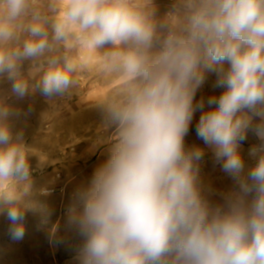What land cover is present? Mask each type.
I'll list each match as a JSON object with an SVG mask.
<instances>
[{
	"label": "clouds",
	"instance_id": "obj_1",
	"mask_svg": "<svg viewBox=\"0 0 264 264\" xmlns=\"http://www.w3.org/2000/svg\"><path fill=\"white\" fill-rule=\"evenodd\" d=\"M207 73L223 91L197 101ZM81 76L108 86L92 100L111 136L67 209L79 264H264V0H174L162 17L153 0H0L12 94L51 102ZM197 111V138L233 181L220 202L199 180L205 149L185 143ZM21 115L0 99V215L13 239L31 212L60 243L13 132ZM249 133L260 143L246 164Z\"/></svg>",
	"mask_w": 264,
	"mask_h": 264
},
{
	"label": "rangeland",
	"instance_id": "obj_2",
	"mask_svg": "<svg viewBox=\"0 0 264 264\" xmlns=\"http://www.w3.org/2000/svg\"><path fill=\"white\" fill-rule=\"evenodd\" d=\"M173 3L174 0H162L154 6L168 12ZM28 64V61L24 62L25 69ZM80 80L81 87L71 96L56 98L51 102L39 92L30 91L22 98L17 97L11 93L8 83L0 82V99L10 109L26 113L13 120V132L23 133L24 142L31 149L29 156L39 152L34 146H41L40 160L37 161L39 165L30 169L31 177L32 180H43L40 189H46L49 194L42 201L52 209L51 219L57 225V239L62 241L55 243L50 240L47 230L37 227L39 218L33 213L26 214L22 239H13L8 231V223L4 221L3 225L0 223V264H79L63 262V259L74 260L76 248L70 244L78 236L68 225V207L60 202L56 204L52 197L64 196L71 202L73 187L79 181H89L94 170L106 160L111 136V131L103 127L101 115L92 100L108 86L98 84L99 80L89 76H81ZM201 90L196 94L197 101ZM200 115V111L194 114L185 143L186 146L198 145L205 149L200 162L199 180L202 185L215 190L216 195L211 197L213 202H220L219 193L230 190L233 181L222 170L221 164L215 161L212 151L197 138L195 127ZM259 143L251 133L241 143L240 151L246 164L252 163L248 158L249 149ZM0 218L3 220V215ZM46 239L49 242L47 245ZM58 256H61V260Z\"/></svg>",
	"mask_w": 264,
	"mask_h": 264
},
{
	"label": "crops",
	"instance_id": "obj_3",
	"mask_svg": "<svg viewBox=\"0 0 264 264\" xmlns=\"http://www.w3.org/2000/svg\"><path fill=\"white\" fill-rule=\"evenodd\" d=\"M162 0H153V2H154V4H156V5H158L160 2H161ZM155 9H156V14H157V17H162L165 13H166V11H165V9H162V8H159V7H155ZM207 75V79H206V82H205V84L203 85V87L201 88L202 90V92L200 93V98L201 97H203L205 100H207V98L209 97V96H212V95H216V96H219L220 95V93L223 91V89H219V88H213V84H214V82H215V79H216V77H215V75L213 74V73H207L206 74ZM98 84H101V85H103V86H107V85H105L103 82H97ZM205 107L207 108V104L205 105ZM34 147H36V149H38V151L40 152V148H41V146H34ZM39 152H37L36 151V154H34V155H30L29 156V164H30V169L33 167V166H38L39 164H38V162L37 161H39L40 160V153ZM88 182V181H87ZM85 180L83 181H79L78 182V185L76 184V186L75 187H73V190H72V192L74 193V191L79 187V186H81L82 184H86L87 183ZM44 183H43V180L42 179H39V180H32V185H33V188L35 189V190H39L40 189V186H42ZM37 188H39V189H37ZM43 197L44 196H40L39 197V199L42 201V199H43ZM52 199L56 202V204L57 203H59L60 202V204H66V206L67 207H69V205H70V201L69 200H67L68 198H66V197H64V196H53L52 197ZM43 202V201H42ZM29 213H31V212H29ZM29 213H27V214H29ZM57 213V210H56V206H55V210H54V214H56ZM5 218V219H4ZM1 219V218H0ZM4 221H6L7 223H8V228H9V222L7 221V219H6V217L3 215V220L1 219L0 220V223H2L1 225H3L4 224ZM56 223L57 224H59V220H57L56 221ZM1 228V227H0ZM47 240V239H46ZM81 239L79 238V237H77V238H73V240H72V243L70 244V242H68V244H70V245H72L74 248H77L80 244H81ZM49 242H48V240H47V243H46V245L48 244ZM74 254H76V251L74 250V253H73V255ZM59 258H60V260H61V256H58ZM62 258H64V257H62ZM73 258H74V260H70V259H63V262H65V263H72V262H74V263H77L78 262V260L76 259V255H74L73 256Z\"/></svg>",
	"mask_w": 264,
	"mask_h": 264
}]
</instances>
